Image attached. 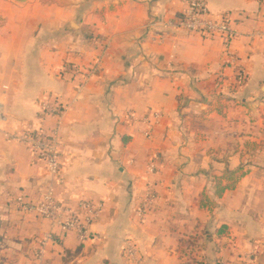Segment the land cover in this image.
Segmentation results:
<instances>
[{
  "label": "crops",
  "instance_id": "0c3cea01",
  "mask_svg": "<svg viewBox=\"0 0 264 264\" xmlns=\"http://www.w3.org/2000/svg\"><path fill=\"white\" fill-rule=\"evenodd\" d=\"M204 1L233 19L237 92L221 39L175 26L187 0H0V264H183L189 240L196 264H264V0ZM98 59L79 95L58 76ZM46 94L68 104L55 176L13 137L54 129ZM128 111L161 114L150 139ZM49 186L69 207L102 202L90 239L16 205Z\"/></svg>",
  "mask_w": 264,
  "mask_h": 264
},
{
  "label": "built area",
  "instance_id": "2783aa9c",
  "mask_svg": "<svg viewBox=\"0 0 264 264\" xmlns=\"http://www.w3.org/2000/svg\"><path fill=\"white\" fill-rule=\"evenodd\" d=\"M167 25L174 26L173 22H168ZM175 26L182 31L198 34L206 39L220 38L224 49L225 67L233 69L232 82L228 84V88L232 92H237L246 85L248 73L232 50L238 33L229 13L213 14L204 0H187L186 9L175 21ZM100 73H102V66L98 59L88 66L66 63L59 70L58 76L75 84L76 95H79L86 84ZM220 76L223 77L222 74ZM40 109L44 119H54V129L43 125L13 137L19 141L27 142L38 158L45 163L47 171L55 176L62 166L61 140L58 129L63 124L68 104L58 95L46 94L41 101ZM160 117L161 114L156 111L144 115L128 111L125 120L145 138L150 139L156 121ZM155 170V165L150 164L148 172L155 173ZM156 198L154 187L148 186L141 198L139 213L146 215L151 212ZM15 203L20 209L26 212H35L38 216L49 220L62 231L75 233L82 243L92 237L91 226L99 218L103 208L102 202L88 199L80 200L73 207L63 205L55 199L52 186L47 188L39 201H32L24 192H20L15 198ZM194 243V240H189L183 245L184 250L181 253L183 264H196ZM128 252L132 254L130 247H128Z\"/></svg>",
  "mask_w": 264,
  "mask_h": 264
},
{
  "label": "trees",
  "instance_id": "16d2710c",
  "mask_svg": "<svg viewBox=\"0 0 264 264\" xmlns=\"http://www.w3.org/2000/svg\"><path fill=\"white\" fill-rule=\"evenodd\" d=\"M227 187H223L222 190L226 189ZM223 192V191H222Z\"/></svg>",
  "mask_w": 264,
  "mask_h": 264
}]
</instances>
